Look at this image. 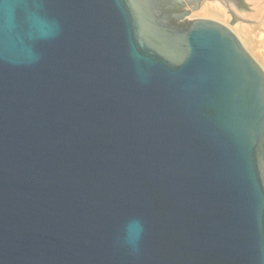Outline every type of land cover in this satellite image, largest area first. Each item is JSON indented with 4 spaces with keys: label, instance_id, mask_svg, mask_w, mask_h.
Returning <instances> with one entry per match:
<instances>
[{
    "label": "water",
    "instance_id": "95a60500",
    "mask_svg": "<svg viewBox=\"0 0 264 264\" xmlns=\"http://www.w3.org/2000/svg\"><path fill=\"white\" fill-rule=\"evenodd\" d=\"M241 3L0 0V264H264Z\"/></svg>",
    "mask_w": 264,
    "mask_h": 264
},
{
    "label": "bare ground",
    "instance_id": "6f19581e",
    "mask_svg": "<svg viewBox=\"0 0 264 264\" xmlns=\"http://www.w3.org/2000/svg\"><path fill=\"white\" fill-rule=\"evenodd\" d=\"M257 2H258V8H259V13H262V14H264V0H257ZM214 16H216V17H219V18H222L226 23H227V25L229 24V20H231V16H230V18L228 17V15H226V14H222V13H218V12H214ZM229 27H230V30L235 34V36L240 40V41H242L243 42V44H244V46H245V48H246V44L247 45H249L253 50L255 49V48H253V46H255V44L253 45L252 44V38L254 37V36H252L253 34H260V35H263L264 34V25H262V26H259V27H257L255 30H249V29H245V28H243V27H241V26H239L237 23L235 24V25H233V26H231L230 24L228 25ZM255 31V32H254ZM263 38L262 39H260V40H258L259 42L262 40V42L261 43H263V40H264V35L262 36ZM256 38H257V36H256ZM246 40V41H245ZM257 41L255 40V43H256ZM258 43V42H257ZM253 45V46H252ZM261 45V44H260ZM256 47H257V45H256ZM259 48V47H258ZM257 49V48H256ZM246 51H250V50H247L246 49ZM252 51V50H251ZM250 51V52H251ZM257 51V50H256ZM256 51H254V52H256ZM257 53V52H256ZM259 55H260V53H259ZM254 59H255V61L261 66V68L263 69V71H264V54L262 55V56H257V57H255L254 56ZM260 59L261 60H263V65H261V61H260Z\"/></svg>",
    "mask_w": 264,
    "mask_h": 264
},
{
    "label": "rangeland",
    "instance_id": "374dc122",
    "mask_svg": "<svg viewBox=\"0 0 264 264\" xmlns=\"http://www.w3.org/2000/svg\"><path fill=\"white\" fill-rule=\"evenodd\" d=\"M228 17L230 18V16L228 15ZM229 25V24H228ZM240 26V25H239ZM242 27V26H241ZM243 28H245V27H243ZM245 29H247V28H245ZM250 30V29H249ZM255 32V31H254ZM264 35V34H263ZM263 35H260V34H253L252 36H254L253 38H252V44L254 45L255 44V46H253V48H255L254 50L249 46V45H247L246 44V48L245 49H247V50H252L251 52L249 51H247L248 53H249V55L254 59V56L255 57H259V56H262L263 54H264V40H263V43H261L262 42V40L259 42L258 40H260V39H262L263 37ZM256 36H257V38H256ZM255 40L258 42H256L255 43ZM246 41V40H245ZM261 44V45H260ZM256 45H257V47H256ZM259 47V48H258ZM257 48V49H256ZM257 50V51H256ZM254 51H256V52H254ZM259 53H260V55H259ZM255 60V59H254ZM260 61L262 62L261 63V65H263V60H261L260 59ZM257 63V62H256ZM258 64V63H257ZM259 65V64H258ZM260 66V65H259ZM261 67V66H260ZM262 69V68H261ZM263 70V69H262Z\"/></svg>",
    "mask_w": 264,
    "mask_h": 264
},
{
    "label": "flooded vegetation",
    "instance_id": "af4514ba",
    "mask_svg": "<svg viewBox=\"0 0 264 264\" xmlns=\"http://www.w3.org/2000/svg\"><path fill=\"white\" fill-rule=\"evenodd\" d=\"M237 1L239 2L238 7H237V10H238L242 7V3H241V0H237Z\"/></svg>",
    "mask_w": 264,
    "mask_h": 264
}]
</instances>
